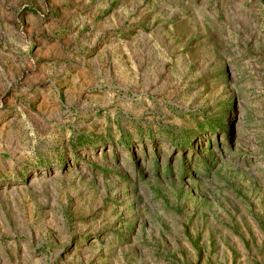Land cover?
Here are the masks:
<instances>
[{"label": "rangeland", "instance_id": "rangeland-1", "mask_svg": "<svg viewBox=\"0 0 264 264\" xmlns=\"http://www.w3.org/2000/svg\"><path fill=\"white\" fill-rule=\"evenodd\" d=\"M0 264H264V0H0Z\"/></svg>", "mask_w": 264, "mask_h": 264}]
</instances>
